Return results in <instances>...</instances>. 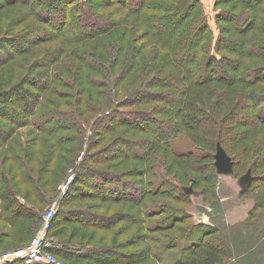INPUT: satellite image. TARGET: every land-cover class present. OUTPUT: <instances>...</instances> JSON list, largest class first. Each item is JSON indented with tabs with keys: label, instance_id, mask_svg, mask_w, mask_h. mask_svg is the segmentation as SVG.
I'll list each match as a JSON object with an SVG mask.
<instances>
[{
	"label": "rangeland",
	"instance_id": "obj_1",
	"mask_svg": "<svg viewBox=\"0 0 264 264\" xmlns=\"http://www.w3.org/2000/svg\"><path fill=\"white\" fill-rule=\"evenodd\" d=\"M37 1L39 3H37V6H41L38 7L39 10L36 8L38 10L37 14L34 11L36 9L33 10L34 14L29 5L18 3L10 4V6L0 10V28L7 38H12L14 34L23 33L31 24L37 23L39 27L37 31L31 32L29 40L17 43L19 49L22 48L24 50L23 52L16 54L19 49L17 47L14 49L13 46H8L3 50L4 55L0 56L1 61H8L3 66H0V80L3 79L6 83L9 81L15 82L19 85L26 81V76L42 77L41 72L44 69L42 66L46 65L49 71L53 72L54 82L58 80L55 76L67 77L72 81L77 93L73 89H67L59 84H55L58 88L56 93L54 92L55 85L53 84L47 90H43L44 88L38 90L31 84H26L39 97L41 96L36 105L38 110L36 116L39 113L43 115L39 118L33 116L34 118H31V121H34V123H27V120L21 117V121L20 118L17 119L15 117L14 123L1 121L2 128L7 130L13 128V130L10 135L0 140V174L5 173L13 186L16 188L20 187L23 192H27V197L24 194H21V197L27 201V198H31L32 205L39 208L40 191L39 194L34 191L28 180L26 181L23 178V174L30 172L32 179L37 181L38 186L48 191V195L52 197V199H49V203L44 206V209L41 208L43 211L42 217L46 215L53 202L59 201L58 207L60 210L65 196L74 188L75 190L77 187L81 189L80 191L84 192L83 195L79 193L80 191L77 192V200L73 204H67L66 207L74 210V212L82 211L89 216L100 215L106 217L109 221L110 219L114 220L113 225L110 223L106 228L100 227L104 229L95 227V229H86L81 232V235L85 237L84 242H87L82 247L84 246V249L88 248L86 249L87 251L93 250L89 249V245L90 248L97 246L98 250L105 249L104 247L109 245H116L120 248L121 245L125 248L117 253L123 256L133 254L134 257L136 254L137 258L135 257L134 264H176L181 259L184 250L190 247L186 243L193 241L192 238L188 239L189 241H186L187 239L185 238L181 239L183 235L181 226H176L175 229L169 226L164 228L166 224L162 226V229H159L161 227L156 230L149 229L152 222H157L159 225L162 224L163 219L169 218L168 216L172 209L175 210L181 207L179 201L173 202L170 197H166L168 195L166 193H169V191L165 190L169 189V181L171 180L177 184L179 193L185 194V196L187 195L190 198L191 203L187 206L182 205L181 208H184L185 212L193 217V223L195 225L215 226L217 229L215 239L225 241L229 246L231 255H224V264H264V208L258 207V204H264V126L252 125V114L250 111L244 110V121L241 120L243 117L237 115L239 110L249 105L242 97L243 86L238 84L230 85L229 93L226 96L221 95L217 100H214L217 94L211 91L213 87L210 85L215 82L198 87L190 85L189 81L185 80V82L179 81L174 85H168L163 91L153 90L158 97L157 100L153 101L154 103L152 102L148 106L128 105L129 101L130 104L134 102V98L139 95V90H144L141 97H148L150 91L148 87L150 82H152L151 79L158 83L161 77L167 76L168 73L162 72L164 66L168 65L166 72L173 70V68L169 67L171 60L168 56V51L156 39L150 37L149 30L144 26L142 28L138 27V24L135 23V16H133L134 18H126V12L124 13L114 3L115 0H105L104 2L106 3L98 7V11L101 14L111 15V19H117L118 25L113 29L109 28L92 40L82 42L80 47L83 46V49H86L95 61L102 63L106 67L113 66L115 59H118L121 65V73L125 74L121 77L126 76V80L121 82L117 88H114L116 94L113 92L115 94L113 103L110 102L108 107L100 110V106L105 105L107 101V96L104 95L106 89L104 87L91 86L84 77L86 84L81 85L77 82L79 74L84 76L95 74L100 77L99 71L93 70L90 68L91 66H85L86 63L75 54L74 50H79L75 48L78 44H66L62 39H54L53 37V39L45 41L49 39L47 37L54 36L56 25L59 27L57 19H62V2L59 1L58 4H52L48 7L49 0ZM201 1L209 25L217 37L219 31L215 21L217 14V10L214 9L215 0ZM231 3H235V1ZM226 7L230 8V5ZM44 8V11L47 12L46 14L52 12L47 15L49 21L41 19L43 16L39 12L43 13L44 11L42 12V10ZM257 11H260V14H257ZM257 11L249 12L248 16L257 14V17L261 19L259 22H262V29L258 33L256 31L253 32V36H250V41L255 40L260 44L257 51H254L252 59L248 61H255L254 63H258L257 65H264V57H255L264 53V4ZM53 13L57 15H53ZM40 24L43 26H40ZM241 39L237 36L234 37L235 41ZM257 42L255 43L257 44ZM84 45L87 46L84 47ZM122 48L125 50L123 51ZM232 57V59L237 58L236 55ZM135 62L137 66L134 67L132 72L128 73V68L133 67L130 64ZM31 70L32 74L30 73ZM113 77L115 78L114 75ZM164 82L169 84L168 81ZM181 86H190L189 91L184 96L185 100L202 101L204 105L210 104L211 107H208L209 105L206 106L208 111L212 110L221 114L220 130L215 128V131L207 132V128H205L207 124H200L190 128V124L179 122V129L177 128L174 134L170 133L171 128L168 127V124L161 122L165 119L166 114L154 109L160 105L165 106L163 109H169L170 107H167L169 104H166L168 99L170 101L180 100L181 98L176 96V92H179ZM85 87L87 90H84ZM224 89L226 88L224 87ZM69 93H72L77 99L75 105L68 104L66 96ZM125 102L127 103L124 104ZM90 103H93L94 111L88 114L90 120L86 124L85 145L78 154L77 151L70 152V147L76 146L75 141L67 144L64 149H56L52 147L54 146V139L46 135L41 129L38 130L37 124L41 126L39 123H48L47 121H51L50 119L55 116L56 111L54 112L53 109L66 112L77 109L87 110ZM10 105L12 106V103ZM181 106L175 105L172 117L168 118V120L173 118V120L179 121L180 118L176 117L175 113L178 110L177 108ZM212 107L215 109H212ZM135 109L149 114V117L136 118L131 115L127 116V113L123 112L135 111ZM102 117L103 119L100 121ZM59 118L61 119V117ZM137 120L139 122L135 124ZM119 121L130 125L128 127H118L117 133L129 128L136 130L135 132L138 134V137H134V140L129 138L133 144L126 147L127 152L124 151L125 144L121 143L117 146L125 155L129 154L132 159L130 161L122 160L121 162L112 160L114 163H119L118 167L114 169L116 177L109 178L110 176L107 174L98 175L92 169H98L97 167L107 169L110 167L108 166L109 164H97L96 158L102 161L112 157L111 152L104 151L100 153L99 151L124 137H114L113 134L108 135L102 148L95 150L97 141L103 138L104 135L100 137L101 134L113 122ZM228 123L229 125H227ZM132 125H136L140 129ZM42 126L47 127V124ZM48 128L50 129L51 127L48 126ZM206 132L214 135L212 136L213 138H209L214 143L205 141ZM75 133L74 130L64 132L67 137ZM117 133L115 131V135ZM150 138L157 140L159 146L154 145V149L148 152L147 156L145 153L146 147L143 143ZM67 139L69 140L70 138ZM225 139L229 141L226 142ZM217 140L223 142L222 146L224 148L225 145L227 146L228 154L221 148L222 152L217 149L215 146ZM166 141H168L167 144ZM93 142H96L95 151L89 149ZM169 145L180 155L193 153L199 157L202 155L211 156L216 166L217 181L212 178V174L209 171L206 172L208 169H204L205 163H211L207 158L202 163L190 166L188 164L189 160L181 159L183 162H187V165H185L173 156ZM91 154L95 155V159H90ZM17 156L21 158L20 162L16 159ZM103 156L106 158H102ZM168 164H172L171 168L173 170L170 171L168 169ZM19 166L22 169V175ZM127 171L132 173L127 176L119 175ZM55 174L60 175L54 177L53 175ZM176 175L178 178H176ZM19 178H22V183H20ZM140 182H146L147 185H145L143 193L150 196L149 198L139 199L137 197V194H139L137 188ZM159 182L161 183L159 184ZM2 183L3 181L1 180L0 187ZM99 183L101 186L97 187L95 184ZM149 184L150 187H147ZM214 184L215 187L217 186V200L213 203H206L204 198L207 197L209 199L212 196L211 190L214 188ZM163 188L166 189L164 190ZM111 195L118 196L119 199L133 198L137 200L136 202L138 203L133 206V211L136 210V213L141 215V217L143 216V221L141 218L139 222L136 220L129 222V219L125 217V213H131L129 209H131L132 205L125 204L123 200H112L111 198L103 197ZM146 202L147 206H144ZM163 204H169L173 208L168 207L167 210L165 206V210L162 211L160 209L149 211V207L151 209L162 208ZM124 205L127 207L126 209H124ZM59 212H57V215ZM57 215L50 227L49 234L53 228L52 226L57 221ZM89 216H87V221L90 220ZM92 221L95 220L93 219ZM42 224L43 220L28 244L24 245L23 239L17 233L15 234V230L6 226L1 217L0 236L4 235L2 232L7 231L11 237L1 236L0 256L27 248L42 227ZM74 228L76 227L71 225L69 230ZM49 237L54 238L51 234ZM54 241L58 245L60 244L57 238H54ZM68 241L70 240H64V242ZM78 241V238H76L75 242ZM251 246H253L254 251L248 250ZM62 247L64 248L65 246ZM218 247L222 250L226 249L222 244L221 246L218 245ZM224 251H227V249ZM108 253L105 255H108ZM94 260L95 255L89 253L86 254L84 259L80 260L63 258V262L66 264H94ZM127 260H129V257L124 261ZM119 263H123V260L119 261Z\"/></svg>",
	"mask_w": 264,
	"mask_h": 264
},
{
	"label": "trees",
	"instance_id": "obj_2",
	"mask_svg": "<svg viewBox=\"0 0 264 264\" xmlns=\"http://www.w3.org/2000/svg\"><path fill=\"white\" fill-rule=\"evenodd\" d=\"M36 1L37 0H0V10L4 7L10 6V4L18 3L21 5H29V8L32 10V12L34 13L35 11L36 13L39 10L38 7H41L40 5L37 6L38 1ZM59 1L62 2L63 7L61 9V12L63 13L62 19H57V24L60 28L56 25L54 36L51 35L50 37H47L49 39L45 41L53 38H59L62 39L66 44H78L75 48L79 50H74L76 52L75 54L78 55L84 63H86L85 66H91L90 68L93 70L99 71L100 77H97L95 74H89L87 76L79 74L77 77V82L83 85L84 83L86 84V80L93 87H104L106 89V93H104V95L107 96V101L105 105L100 106V110H102L103 108L108 107L110 102L113 103V97L116 94L114 88H117L121 82H125L126 76L121 77L125 74L121 73V65L118 62V59H115L113 66L106 67L102 63L95 61L89 52L86 49H83V46H80L82 45V42L96 38L97 36L106 32L109 28L113 29L118 25V20L111 19V15L101 14L98 11V7H101L106 3L104 2L105 0H49L48 7H50L52 4H58ZM232 1H235V3H231ZM263 1L264 0H215L214 9L217 10L215 21L219 31V34L216 37L209 25L201 0H115L114 3H116L124 13L126 12V18H134L133 16H135V23L138 24V27L142 28L144 26L147 28L149 30L150 37L156 39L168 51V56L171 60V65L169 67L173 68V70L166 72L168 65L164 66L162 68V72L168 74L166 77H161L158 83L155 82L154 79H151L152 82H150L148 87L151 92L149 91V94L147 93L148 97H141L144 90H139V95L134 98V102L130 104L129 101L128 103L125 102L124 104L127 103L130 106L135 105L138 107L146 105L148 106L149 104H152L154 100H157L158 97L155 95L156 92L153 90L163 91L166 87H168V85H174L179 81L185 82V80H187L189 81L190 85L198 87L209 85L210 83L215 82L213 85H210L213 87L211 91H214V93L217 94V97L214 100H217L221 95L226 96L227 93H229L228 90L230 85L238 84L243 86L242 97H244L245 102H247L249 105H247L246 108L239 110L237 115L243 117L241 120L244 121V110L250 111L252 114V125L264 126V65H257L258 63H254L255 61H248L252 59V56H254V51H257L259 48L258 45L260 43L255 40L250 41V36L253 34V32L256 31L258 33V31H261L262 29V22H259L261 19L257 17V14H260V11H257V9H259L260 6L264 4ZM227 5H230V8H227ZM44 10L45 8L42 10V12ZM255 10L257 11V14H250V16H248L249 12ZM39 13L43 16L41 18L42 20L49 21L47 15L52 12H48V14H46V11ZM53 15L57 14L53 13ZM41 25L42 24H40V26ZM38 28L39 27L37 23L31 24L27 30L23 31V33L18 35L14 34L12 38H7L6 34H3V30L0 28V47L3 46L0 48V56L2 57L4 55L3 50L8 46H13L14 49L17 47V49H19V45L17 43L29 40L31 32L37 31ZM236 36L242 39L235 41L234 37ZM255 42H257V44ZM86 46L87 45H84V47ZM122 50L124 51L125 49L122 48ZM23 51L24 50L20 48L18 52L16 51V54H19V52ZM233 55H236L237 58L232 59ZM1 57L0 66H3L8 60L1 61ZM255 57H264V53L258 54ZM130 65L133 67L130 69L128 68V73L132 72L134 67L137 66V63L135 62L134 64ZM42 67L44 68L41 72L42 77L37 76L36 78L34 76H26V81H23L19 85H17L18 83L16 84L15 82L9 81L6 83L3 79L0 80V140L10 135L13 130V128H10L9 130L2 128L1 121H9L10 123H14L15 117L17 119L21 117L22 119L25 118L27 123H34V121H31V118H39L43 115L39 113L38 116H36L38 111L36 109V105L41 96L39 97V95L36 92H33L30 87L26 86V84L29 83L38 90H40V88L47 90L52 86L51 84H59L60 86H63L67 89H73L77 93L72 81L67 77L61 78L59 76H55L58 80L57 82H54L53 72H50L46 65H43ZM30 73L32 74V70ZM164 81H168L169 84H166ZM224 87L226 89H224ZM85 89L87 90L86 87L84 90ZM189 89L190 86H181L179 88V92H176V96H180L181 99L176 101H170L168 99L166 101V104H169L167 106L168 108L170 107L169 109H163L165 106L161 105L154 109L166 114L165 119L161 122L168 124V127L171 128L170 133L173 134L177 131V128L179 129V122L182 124H190V128H194L200 124H207V126H205V128H207V132L215 131V128L220 130L221 114L219 112H213L212 110L208 111L206 106L209 105L208 107H211L210 104L204 105L202 104V101L198 102L196 100H185L184 96L189 91ZM57 90L58 88L55 85L54 92L56 93ZM113 92H115V94ZM66 97L68 99L69 105H75L77 103V99L74 97V95H72V93L67 94ZM11 103L12 106L10 105ZM175 105H182L181 107L177 108L178 110L175 113L176 117H179L180 119L179 121H175L173 118L168 120V118L172 117V111L174 110ZM212 109L215 108L212 107ZM87 110L77 109L66 112L53 109L54 112L56 111L55 116L50 119L51 121H47L48 123H39L41 126L36 123L38 130L41 129V131H43L46 135L51 136L54 139V146L52 147H55L56 149H64L67 147V144L75 141L76 146L73 148L70 147V152L72 153L77 151L78 154L85 145V136L87 134L86 124L90 120L88 115L89 112L94 111L93 103L89 104ZM123 112L127 113V116L131 115L135 116L136 118L149 117V114L139 112L136 109L135 111L133 110L130 112ZM59 117H61V119ZM21 118L20 121L22 120ZM102 119L103 117L100 118V121ZM136 122L139 121H135V124ZM46 124L47 127L42 126ZM129 125L128 123L120 121L113 122L112 125L103 134H101L100 137L103 135L104 136L101 140L97 141L98 143L95 150L99 149L100 147L102 148L105 138L108 135L113 134L114 137L123 136L124 138L118 139V141H115L112 143V145L109 144L99 151L100 153L104 151L111 152L112 157L102 161L96 158L97 164H109L108 166L110 167L107 169H100L99 167H97L98 169H92L98 175L107 174L110 176H108L109 178L116 177L114 174V169L118 167L119 163H114L112 160L121 162L122 160L130 161V159H132L129 154L125 155L122 150L117 148L118 145L123 143L125 144L124 151L127 152L126 147L133 144L129 138L134 140V137H138V134L135 132L136 130H131L129 128L117 133L118 127H128ZM227 125H229V123ZM48 126L51 128L49 129ZM132 126L140 129L136 125ZM67 130H74L76 133L67 137V134H64V132ZM115 131L117 135H115ZM207 132L206 137H204L206 139L205 141L214 143V141L209 139L213 138L212 136L214 135ZM151 134L153 133L151 132ZM67 138L70 139L68 140ZM225 140L226 142L229 141L228 139ZM168 141H166V144ZM157 142L158 141L153 138L145 140L143 143V145L146 147L145 153L147 154L148 152L152 151L155 147L154 145L159 146ZM222 143V141L217 140L215 146L218 150L221 148L228 154L227 146L225 145L224 148ZM94 146H96V142H93L92 145L89 146V149L94 150ZM169 149L173 156H175L183 164L187 165V162H183L181 159L189 160V166L202 163L207 158V160L211 163H205L204 169H208L206 172L209 171L212 174V178L217 181L216 166L211 156L202 155L199 157L193 153L180 155L173 149V147L171 148L170 145ZM90 156L91 160L95 159V155L91 154ZM102 158L106 157L103 156ZM16 159L19 160V162L21 160L19 156H17ZM171 165L172 164H168V169L170 171L173 170ZM26 171L28 172V170ZM131 173V171H127L122 172L119 175L127 176ZM22 174L23 172L21 169V175ZM58 175L60 174H55L53 176L55 177ZM23 178L26 181L28 180L34 191H37L38 194L40 191V198L38 200L40 207L38 208L37 206L32 205L30 200L31 198H27L28 201L23 199L21 194H24L27 197V192H23L20 187L16 188L13 186L11 180L7 178L5 173H3L0 174V182L1 180L3 181L0 187V218L2 217L6 226L12 228V230H15V234L17 233L19 237L23 239L22 241H24V245H27L31 237L35 234L38 227L42 223L43 211L41 208L44 209V206L49 203V199H52V197L48 195V191L44 190V188L42 189L41 186H38L37 181L32 179L30 172L23 174ZM176 178H178L177 175ZM19 180L20 183L23 182L22 178H19ZM161 182H159V184ZM169 182V189L165 190L166 188H163L165 191H169V193H166L168 194L166 197H170L171 201L173 202L179 201L181 203V207L182 205H189L191 203L190 198L187 195L185 196V194L183 195L179 193L176 183L171 180ZM95 185L97 187L101 186L100 183ZM145 185H147L146 182H140L138 184L137 190L139 194H137V197H139V199L150 197L143 193ZM147 187H150V184ZM216 187L214 184V188L211 190L212 196H210L209 199L207 197L204 198L206 203H213L217 200L218 195ZM80 190L81 189L78 187L76 190L74 188L67 196H65L62 201V206L59 210L60 212L57 215V221L52 226L53 228L50 233L52 237L58 239L62 250H56L59 248H55L53 249L54 254L61 260H63V258L80 260L84 259L86 254L89 253L95 255L94 264H118L121 260H123V263L119 264H134L137 258L136 254L135 258L133 254L130 256H123L117 253L125 248L121 245L120 248L116 245H109L104 247L105 249L102 250H98L97 246L90 248L89 245V249L93 250L87 251L86 249L88 248L84 249V246L82 247V245L87 242H84L85 237L81 235V232H84L86 229H95V227L104 229L100 227L106 228L110 225V223L113 225L112 223L114 220L112 221V219H110L109 221L106 217L100 215L94 217L91 215L89 216L87 213L82 211L74 212V210L66 207L67 204H73L74 201L77 200V192ZM79 193L83 195L84 192L80 191ZM103 197L111 198L112 200H123L125 204H131L132 207L129 209L131 213H125V217L129 219V222L135 220L139 222L141 218L143 221V216L141 217V215L136 213V210L133 211V206L137 205L138 203L136 202L137 200L133 198L119 199L118 196L114 195ZM22 200H24L25 203ZM71 200L73 201L71 202ZM25 204L29 206L28 209L25 207ZM144 206H147V202ZM165 206L167 207V210L168 207L173 208L169 204H163L162 208L158 207L151 209V207H149V211L159 209L162 211L165 210ZM181 207L175 210L172 209V212L170 211L171 213L168 216L169 218L163 219V225H159L157 222H152V225L149 226V229L156 230L159 227H161L159 229H162V226L166 224L167 225L164 228H168L167 226H169L171 228L174 227L175 229L176 226H181L183 229V235L181 236V239L185 238L187 239L186 241H189L188 239L190 238L193 239L192 242L186 243L189 244L190 247L184 250L181 259L178 260L176 264H224V255L230 256L231 252L229 251L230 248L225 243V241L217 238L215 239L217 234L216 227L211 225H195L192 220L193 217L186 213L184 208ZM258 207L264 208V204H258ZM126 208L127 207L124 205V209ZM87 216L90 217V220L88 221ZM93 219L95 221H92ZM71 225H74L76 228L69 230ZM2 234H4L1 235L3 237H11L7 231L2 232ZM76 238H78V242H75ZM64 240L70 241L64 242ZM221 244L227 249V251H224L226 249L222 250L218 247V245L221 246ZM62 246L65 247L63 248ZM248 250L254 251L253 246H251ZM107 252H109L108 255H105ZM127 257H129V260L124 261ZM15 264L32 263L20 261Z\"/></svg>",
	"mask_w": 264,
	"mask_h": 264
},
{
	"label": "built area",
	"instance_id": "obj_3",
	"mask_svg": "<svg viewBox=\"0 0 264 264\" xmlns=\"http://www.w3.org/2000/svg\"><path fill=\"white\" fill-rule=\"evenodd\" d=\"M58 203L59 201L52 203L51 208L43 217L42 227L35 235L31 244L25 249L1 255L0 264H15L20 261L34 264H66L53 252V249L60 245L53 238L49 237L50 227L59 211Z\"/></svg>",
	"mask_w": 264,
	"mask_h": 264
},
{
	"label": "crops",
	"instance_id": "obj_4",
	"mask_svg": "<svg viewBox=\"0 0 264 264\" xmlns=\"http://www.w3.org/2000/svg\"><path fill=\"white\" fill-rule=\"evenodd\" d=\"M22 201H24V200H22ZM24 203H25V201H24ZM25 207H26L27 209L29 208V206L26 205V204H25ZM42 216H43V215H42ZM42 218H43V217H42ZM58 248H59V249H56V250H62L61 246H59ZM26 263H27V262H26ZM32 264H33V263H32Z\"/></svg>",
	"mask_w": 264,
	"mask_h": 264
},
{
	"label": "water",
	"instance_id": "obj_5",
	"mask_svg": "<svg viewBox=\"0 0 264 264\" xmlns=\"http://www.w3.org/2000/svg\"><path fill=\"white\" fill-rule=\"evenodd\" d=\"M220 152H222L220 149H219Z\"/></svg>",
	"mask_w": 264,
	"mask_h": 264
}]
</instances>
